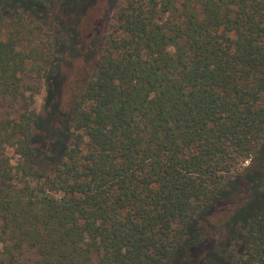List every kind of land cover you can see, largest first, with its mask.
<instances>
[{"label":"trees","instance_id":"obj_1","mask_svg":"<svg viewBox=\"0 0 264 264\" xmlns=\"http://www.w3.org/2000/svg\"><path fill=\"white\" fill-rule=\"evenodd\" d=\"M30 1L0 0V264H188L214 218L264 264V0H116L41 144L26 77L92 0Z\"/></svg>","mask_w":264,"mask_h":264},{"label":"rangeland","instance_id":"obj_2","mask_svg":"<svg viewBox=\"0 0 264 264\" xmlns=\"http://www.w3.org/2000/svg\"><path fill=\"white\" fill-rule=\"evenodd\" d=\"M7 1H18L21 4H30V0H7ZM37 1V0H34ZM116 0H92L90 6L84 11L81 10L78 13L76 19H78V26L74 23H69V26L65 24L64 32L69 31L72 36L68 38L62 37V40L58 41L57 49L60 53L58 60L59 65L51 69L48 74V79L36 80L32 78V75L26 77V83H36L39 87L38 93L34 95V101L32 108L39 115V120L36 124L35 140L36 144H41L44 141V136L41 134V129L45 130L49 126V121L58 112L63 115L64 112H68L71 109L72 103L76 99L78 93L82 89L85 80L90 73L91 65L90 62L84 60L83 56L80 58H70L71 55L80 56L82 53H86L87 49H84L86 44L90 41L100 40V31L106 23V19L111 12V9L115 5ZM59 3H55V8H58ZM46 10V9H45ZM56 19V14L54 13ZM75 19L74 14L71 16ZM58 21V20H57ZM58 31V28H56ZM58 36L61 37V32H58ZM76 37V40L70 42V38ZM80 53V54H79ZM57 75L58 82L56 86L52 77ZM36 86V87H37ZM61 145V144H60ZM54 151L59 149V144L55 143V148L52 146ZM57 149V150H58ZM56 156H50L55 158ZM216 211V209L214 210ZM211 213L210 217L214 214ZM220 212L222 213L221 209ZM211 223H203V239L198 248L197 256L193 252L188 256V264H201L212 262L220 264L226 256L225 244L223 239L220 237L218 229V219L214 218L210 220ZM222 243L220 246H213L215 243ZM211 248V251L204 252V249ZM193 254V255H192ZM197 257V258H196Z\"/></svg>","mask_w":264,"mask_h":264}]
</instances>
